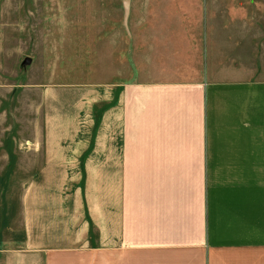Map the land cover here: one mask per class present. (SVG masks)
<instances>
[{
	"label": "crops",
	"instance_id": "0c3cea01",
	"mask_svg": "<svg viewBox=\"0 0 264 264\" xmlns=\"http://www.w3.org/2000/svg\"><path fill=\"white\" fill-rule=\"evenodd\" d=\"M203 1L128 5L119 70L24 154L0 264H264V18Z\"/></svg>",
	"mask_w": 264,
	"mask_h": 264
},
{
	"label": "rangeland",
	"instance_id": "374dc122",
	"mask_svg": "<svg viewBox=\"0 0 264 264\" xmlns=\"http://www.w3.org/2000/svg\"><path fill=\"white\" fill-rule=\"evenodd\" d=\"M128 1V5H144L156 0ZM207 3L248 7L249 20L264 18V0ZM127 29L124 0H0L2 237L12 238L10 230L20 233L13 221L24 182L41 174L25 170L34 158L25 152L44 147L56 112L71 111L60 107L63 103L88 98V88L106 80L105 61L109 72L111 60L119 70L125 55L120 43ZM263 62L256 59V77H264ZM5 150L12 154L10 161Z\"/></svg>",
	"mask_w": 264,
	"mask_h": 264
},
{
	"label": "water",
	"instance_id": "95a60500",
	"mask_svg": "<svg viewBox=\"0 0 264 264\" xmlns=\"http://www.w3.org/2000/svg\"><path fill=\"white\" fill-rule=\"evenodd\" d=\"M128 4H129V1L128 0H124V10H125L126 14H127V11H128Z\"/></svg>",
	"mask_w": 264,
	"mask_h": 264
}]
</instances>
